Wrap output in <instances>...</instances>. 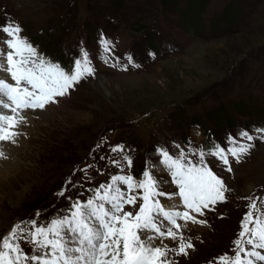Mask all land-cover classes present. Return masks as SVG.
<instances>
[{"label": "rangeland", "instance_id": "374dc122", "mask_svg": "<svg viewBox=\"0 0 264 264\" xmlns=\"http://www.w3.org/2000/svg\"><path fill=\"white\" fill-rule=\"evenodd\" d=\"M6 20L17 22L44 57L61 66L68 58L67 68L82 44L94 74L45 109L25 110L23 135L3 145L8 158L0 159V238L18 221L46 223L66 214L69 197L83 201L89 189L107 182L118 171L112 146L131 150L135 160L126 171L139 178L146 161L158 160V147L203 146L208 128L224 129L227 112L228 128L243 122L252 106L256 120L264 116L257 106L264 101V0H0V25ZM101 34L113 42L111 53H104ZM7 38L0 32V40ZM151 47H157L153 58ZM218 106V116L209 114ZM253 144L244 161L232 160L231 173L222 170L233 189L226 201L198 217L206 224L188 222L185 236L195 247L174 257L178 264H208L233 247L249 203L239 196L264 197V140ZM206 159L209 166L218 162ZM161 174L165 189L177 191L168 173ZM70 176L73 184L58 196Z\"/></svg>", "mask_w": 264, "mask_h": 264}, {"label": "snow or ice", "instance_id": "6c2138e0", "mask_svg": "<svg viewBox=\"0 0 264 264\" xmlns=\"http://www.w3.org/2000/svg\"><path fill=\"white\" fill-rule=\"evenodd\" d=\"M22 31L13 20L0 25V32L8 37L0 40L7 47V51L0 48V73L11 80L0 75V159L8 158L3 145H15L23 135L19 128L27 124L25 110L45 109L67 95L80 80L94 74L86 49L81 48L80 56L66 69L41 55L21 35ZM100 44L104 53L114 48L103 34ZM127 61L132 63L131 55ZM257 138L264 140V127L251 132L241 129L237 136L228 137L227 146H192L189 141L187 149L174 143L176 151H171L162 145L156 149L158 160L146 161L139 178L126 171L133 165L131 150L123 144L112 146L111 152L119 153L117 159L111 160L117 173L89 189L85 200L71 201L69 197L66 214L46 223H38L35 218L16 222L0 238V264H178L174 257L187 256L195 247L191 237L185 236L188 222L206 224L198 217L204 216L206 210L214 211V206L225 202L226 194L233 191L209 166L206 157L217 159L231 173L229 157L239 162L254 147L248 142ZM91 167L86 165L82 171ZM161 169L168 173L177 191L165 189ZM72 184L70 176L57 195L64 196L67 185ZM176 198L179 204L162 203ZM241 199L249 201L248 211L233 247L208 264H264V197L250 192ZM126 206L131 210L126 211ZM22 245L30 246V251L26 252Z\"/></svg>", "mask_w": 264, "mask_h": 264}, {"label": "bare ground", "instance_id": "6f19581e", "mask_svg": "<svg viewBox=\"0 0 264 264\" xmlns=\"http://www.w3.org/2000/svg\"><path fill=\"white\" fill-rule=\"evenodd\" d=\"M108 84H109V82H108ZM101 85H103V86H105L106 88H108L107 85H106V83L103 82V80H101ZM109 85H110V84H109ZM4 164H5V163H4ZM1 165H2V164H1ZM2 171H3V170H2ZM0 174H1V173H0ZM0 177H1V176H0Z\"/></svg>", "mask_w": 264, "mask_h": 264}]
</instances>
